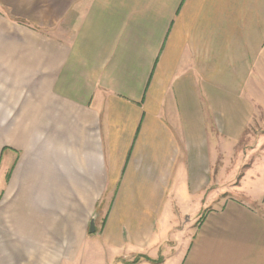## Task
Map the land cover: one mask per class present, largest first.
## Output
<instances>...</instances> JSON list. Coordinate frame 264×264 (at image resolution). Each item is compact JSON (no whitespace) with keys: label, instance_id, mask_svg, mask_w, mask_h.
<instances>
[{"label":"crops","instance_id":"crops-1","mask_svg":"<svg viewBox=\"0 0 264 264\" xmlns=\"http://www.w3.org/2000/svg\"><path fill=\"white\" fill-rule=\"evenodd\" d=\"M261 112L264 0H0V264H264Z\"/></svg>","mask_w":264,"mask_h":264},{"label":"rangeland","instance_id":"rangeland-1","mask_svg":"<svg viewBox=\"0 0 264 264\" xmlns=\"http://www.w3.org/2000/svg\"><path fill=\"white\" fill-rule=\"evenodd\" d=\"M262 137H264V113L261 112L259 116L255 118L254 122L251 125V128L248 130L245 136V140H244L245 145L243 146L245 149V154H244L245 164L243 166L244 170L253 161H256V160L259 161L258 164H262L264 162V140L261 141ZM239 151H240V148H239ZM235 154H237L236 156L241 155L240 152H238V150L235 152ZM242 157H243V154H242ZM246 162H249V163H246ZM233 163L235 165V162ZM232 179L234 180L233 181V184H234L237 178L232 177ZM231 195H234V194H231Z\"/></svg>","mask_w":264,"mask_h":264},{"label":"water","instance_id":"water-1","mask_svg":"<svg viewBox=\"0 0 264 264\" xmlns=\"http://www.w3.org/2000/svg\"><path fill=\"white\" fill-rule=\"evenodd\" d=\"M95 230V221H91V231Z\"/></svg>","mask_w":264,"mask_h":264}]
</instances>
